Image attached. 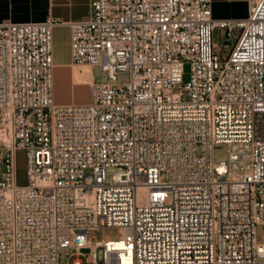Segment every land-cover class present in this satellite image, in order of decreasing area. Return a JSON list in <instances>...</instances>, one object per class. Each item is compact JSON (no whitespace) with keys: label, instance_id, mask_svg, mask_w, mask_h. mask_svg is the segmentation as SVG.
<instances>
[{"label":"built area","instance_id":"2783aa9c","mask_svg":"<svg viewBox=\"0 0 264 264\" xmlns=\"http://www.w3.org/2000/svg\"><path fill=\"white\" fill-rule=\"evenodd\" d=\"M247 2L213 19L211 0H89L65 24L72 64L104 75L86 104L52 100L64 23L0 24V264H264V0ZM215 28L240 31L223 61Z\"/></svg>","mask_w":264,"mask_h":264},{"label":"crops","instance_id":"0c3cea01","mask_svg":"<svg viewBox=\"0 0 264 264\" xmlns=\"http://www.w3.org/2000/svg\"><path fill=\"white\" fill-rule=\"evenodd\" d=\"M89 13V0H0V24L35 23L49 18L64 23L55 26L52 32V100L57 105L85 104L89 101L94 68L72 64L69 48L70 30L65 25L83 20ZM211 13L213 19H245L248 16V2L211 0ZM77 89L84 92L77 93Z\"/></svg>","mask_w":264,"mask_h":264},{"label":"rangeland","instance_id":"374dc122","mask_svg":"<svg viewBox=\"0 0 264 264\" xmlns=\"http://www.w3.org/2000/svg\"><path fill=\"white\" fill-rule=\"evenodd\" d=\"M239 30H235L231 33V36L228 38L226 37V34L224 30L215 28L212 33V53L213 55L217 56L220 61H223L227 58L229 55L236 38L239 36ZM77 69H81L80 67H77ZM82 70V69H81ZM93 77L97 81H102L104 79V75L98 68H94L93 70ZM189 79V67H185L184 71V77L183 81L187 82ZM88 82L87 80H85ZM88 88V95H89V86ZM77 93H82L84 90H76ZM79 91V92H78ZM81 93V94H82ZM80 94V95H81ZM89 102V101H88ZM86 102V103H88ZM85 103V104H86ZM227 158V150L225 146H220L214 149L213 152V159L215 162H219L222 160H225ZM16 184L18 186H24L27 183V174H26V168H25V155L23 152H19L17 154V162H16ZM264 225H259L256 227V239L260 243H264ZM119 237L118 230L117 229H103V230H97L91 233V240L93 243L100 242L105 239L110 240H117ZM69 254L67 251L63 252L62 256L65 257V255ZM98 257L100 258V252L98 254ZM82 261H85V257H81Z\"/></svg>","mask_w":264,"mask_h":264},{"label":"water","instance_id":"95a60500","mask_svg":"<svg viewBox=\"0 0 264 264\" xmlns=\"http://www.w3.org/2000/svg\"><path fill=\"white\" fill-rule=\"evenodd\" d=\"M83 253H88V249L82 250Z\"/></svg>","mask_w":264,"mask_h":264},{"label":"bare ground","instance_id":"6f19581e","mask_svg":"<svg viewBox=\"0 0 264 264\" xmlns=\"http://www.w3.org/2000/svg\"><path fill=\"white\" fill-rule=\"evenodd\" d=\"M85 75H86V74H85ZM87 75H88V74H87ZM87 75H86V76H87ZM90 75H91V74H90ZM90 75H89V76H90Z\"/></svg>","mask_w":264,"mask_h":264}]
</instances>
